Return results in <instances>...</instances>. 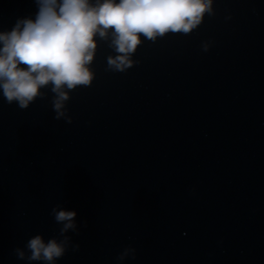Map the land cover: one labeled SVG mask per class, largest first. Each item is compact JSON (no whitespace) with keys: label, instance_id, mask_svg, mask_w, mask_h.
<instances>
[{"label":"water","instance_id":"1","mask_svg":"<svg viewBox=\"0 0 264 264\" xmlns=\"http://www.w3.org/2000/svg\"><path fill=\"white\" fill-rule=\"evenodd\" d=\"M213 7L189 35L141 37L124 73L107 70L111 36L98 39L70 124L42 89L25 111L0 264H28L16 248L58 237V205L77 213L79 249L56 264H264V0ZM127 247L135 259L120 261Z\"/></svg>","mask_w":264,"mask_h":264},{"label":"clouds","instance_id":"2","mask_svg":"<svg viewBox=\"0 0 264 264\" xmlns=\"http://www.w3.org/2000/svg\"><path fill=\"white\" fill-rule=\"evenodd\" d=\"M35 18L18 19L11 31L0 32V91L11 105L27 109L42 89L53 94L55 119L72 123L66 104L78 86L89 87L95 79L91 68L97 40L108 41L115 55L107 57V70L124 73L138 61L133 55L144 39L155 43L167 34L189 35L213 16L214 0H35ZM205 43L203 50L207 52ZM51 215L61 225L58 237L45 241L31 237L25 249L16 248L19 260L56 264L69 248L74 251L70 231L78 233L77 213L61 206ZM136 250L127 247L118 259H135Z\"/></svg>","mask_w":264,"mask_h":264}]
</instances>
